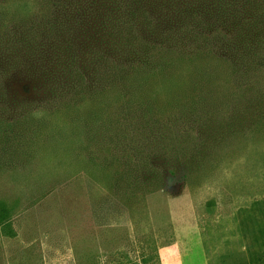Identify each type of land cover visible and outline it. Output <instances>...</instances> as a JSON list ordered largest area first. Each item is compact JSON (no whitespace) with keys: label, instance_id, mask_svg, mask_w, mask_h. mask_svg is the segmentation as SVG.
Wrapping results in <instances>:
<instances>
[{"label":"rangeland","instance_id":"obj_1","mask_svg":"<svg viewBox=\"0 0 264 264\" xmlns=\"http://www.w3.org/2000/svg\"><path fill=\"white\" fill-rule=\"evenodd\" d=\"M36 10L33 0H0V35ZM235 67L238 75L218 63L210 83L184 66L182 76L146 78L148 114L119 81L93 99L39 98L31 109L17 106L30 87L0 96V206L9 215L0 264H159V248L181 250L192 226L212 244L175 252V264L253 259L244 240L229 238L236 229L208 223L264 193V73L253 83ZM196 93L221 124L181 118Z\"/></svg>","mask_w":264,"mask_h":264},{"label":"trees","instance_id":"obj_2","mask_svg":"<svg viewBox=\"0 0 264 264\" xmlns=\"http://www.w3.org/2000/svg\"><path fill=\"white\" fill-rule=\"evenodd\" d=\"M33 1L32 18L0 35V96H22L30 87L18 107L31 109L39 98L60 103L72 94L93 99L119 81L148 114L140 88L170 69V76H182L181 66L193 69L189 76L207 82L220 62L230 63L233 75L237 65L253 83L264 73V0ZM206 102L189 94L187 119L181 113L177 119L221 124ZM8 221L0 206V223Z\"/></svg>","mask_w":264,"mask_h":264},{"label":"crops","instance_id":"obj_3","mask_svg":"<svg viewBox=\"0 0 264 264\" xmlns=\"http://www.w3.org/2000/svg\"><path fill=\"white\" fill-rule=\"evenodd\" d=\"M257 197H259L260 199L250 197L246 201H243L241 203H234L232 205L230 215H228V218L224 219L223 221H208L209 224L214 225L217 224V222H220L225 229H229V227L230 230L236 229L232 232L234 235H231L229 238L234 242H237L235 238V235H237L238 240H240L241 242H243V240L245 241L246 244L243 243L242 245L243 247H246L247 253H250V251H252L253 259H250L247 256L248 259L245 260V256H241L242 262L240 264H255L257 254H261V257L264 259V193H262V195L256 196V198ZM241 226L243 227L242 232H240L238 229ZM199 228L200 227L198 226H192L190 229L185 231L186 239L181 250H177V246L175 244L161 246L158 251L159 264H175V260L177 258L175 256V252H179L182 250L186 251L189 247H192L193 244H195L196 247L200 246L202 250L207 246H211V239H208L204 235L205 231ZM230 230H228L229 233ZM245 230L247 231V236H244V238L242 239L241 235L245 234ZM260 233H263V238H257V235H259ZM224 258L226 259L229 257L224 254ZM207 259L210 260L209 256ZM208 264L210 263L208 262Z\"/></svg>","mask_w":264,"mask_h":264}]
</instances>
